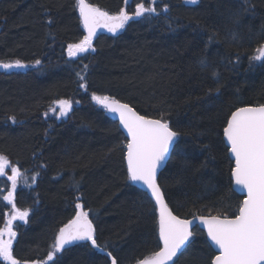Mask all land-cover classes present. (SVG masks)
Listing matches in <instances>:
<instances>
[{
	"label": "trees",
	"instance_id": "1",
	"mask_svg": "<svg viewBox=\"0 0 264 264\" xmlns=\"http://www.w3.org/2000/svg\"><path fill=\"white\" fill-rule=\"evenodd\" d=\"M87 2L116 15L121 8L132 13L139 0ZM156 7L155 16L129 21L115 35L99 33L95 52L70 60L67 45L86 36L76 0H0V61L28 65L0 70V155L31 185L15 194L17 208L29 210L28 222L13 226L20 261H46L59 229L75 218L76 203L118 264H136L160 248L155 206L127 180L126 140L92 94L151 118L163 115L181 133L184 155L174 154L158 177L173 214H237L242 199L232 191L222 128L238 107L264 103V66L249 59L264 42V0H156ZM84 65L87 91L77 76ZM60 99L73 107L57 119L49 109ZM10 187L0 177V229ZM194 232L175 264H208L206 237ZM57 264L110 262L88 242H76L57 254Z\"/></svg>",
	"mask_w": 264,
	"mask_h": 264
},
{
	"label": "snow or ice",
	"instance_id": "2",
	"mask_svg": "<svg viewBox=\"0 0 264 264\" xmlns=\"http://www.w3.org/2000/svg\"><path fill=\"white\" fill-rule=\"evenodd\" d=\"M130 2L131 0H124L126 6ZM185 2L195 5L198 0H185ZM76 7L87 35L78 43L67 45V55L70 60L82 57L90 51L95 52L92 41L97 29L103 28L115 35L129 21L147 19L157 14L156 0H139L132 13L126 8H121L116 15L102 11L87 0H76ZM167 10L165 7L164 11ZM239 22V17L233 21L235 24ZM47 23L52 24L53 21L49 19ZM255 52V55L249 57L250 61L259 62L260 66H264V44L257 47ZM40 63L39 59L35 61V65ZM204 63L202 60L201 64ZM27 67L28 65L19 59L9 62L0 61V69L5 72ZM87 67L84 65L82 72L77 73L81 81L79 87L86 91L84 73ZM212 75L215 77L216 73L213 72ZM91 99L107 112L118 116L119 124L126 130L128 139L124 145L127 180L144 186L159 211L158 232L162 247L148 258L138 259L136 264H170V262L175 264L173 258L177 257L181 249L196 234L193 231L194 220L199 221L207 234L205 246L209 253L208 264H264V103L238 107L231 112L222 128L231 158H234V167L230 169V176L235 185L247 193L238 207L237 214L234 217L219 214L194 216L189 220L173 214L165 202L164 192L157 180L158 170L163 168L174 154L177 157L184 155L180 140L181 133L170 127V122L164 119L163 115L160 118L142 115L128 103H122L109 96L92 94ZM54 104L55 107H51L49 111L55 113L57 119L67 117L73 107L69 99H60ZM47 115L46 112L45 116ZM12 122L15 123L14 117ZM8 168L11 169V175L7 176V180L10 181L11 187L2 199L11 205L13 214L0 229V260L7 264H28L27 261L22 262L13 255V241L16 237L13 222L19 220L27 223L29 217V210H21L15 203L21 172L18 167L11 166L4 155H0V177L6 175ZM38 175L39 173L31 178L33 183ZM25 184L31 187L26 181ZM75 208L77 209L75 218L59 229L52 250L47 253L46 261H35L33 264H48V262L57 264V254L75 242H88L92 249L105 252V247L97 242L95 229L88 218V212L84 211L83 204L76 203ZM106 255L111 258V264H118L112 252L109 251Z\"/></svg>",
	"mask_w": 264,
	"mask_h": 264
},
{
	"label": "water",
	"instance_id": "3",
	"mask_svg": "<svg viewBox=\"0 0 264 264\" xmlns=\"http://www.w3.org/2000/svg\"><path fill=\"white\" fill-rule=\"evenodd\" d=\"M80 22H81V21H80ZM81 26H82V28H83L82 23H81ZM83 29H84V28H83ZM120 30H121V29H120ZM84 31H85V33H86V35H87L86 30H84ZM102 31L107 32V30H106V29H103V28L97 29V33H96V35L93 37V39L97 36V34H99V33L102 32ZM118 31H119V30H118ZM92 43H93V41H92ZM263 44H264V42H263ZM12 70H19V69H12ZM22 70H23V69H22ZM94 105H97V106H99L101 109H103V110L105 111L106 115L109 117V119H110L111 121L117 123L118 128H119V130L121 131V133L123 134V136H124V138H125V140H126V143H127V142H128V139H127V133H126V130H124L123 127L119 124V118H118V116H117L116 114H112V113L107 112L106 109H104L102 106L96 104L95 102H94ZM223 141H224V144H225L226 148L228 149L229 160L231 161V163H232V165H233V167H234V158H231L230 151H229V146L227 145V143H226L224 137H223ZM125 154H126V149H125ZM124 160H125V166H126V170H127L126 159H124ZM167 163H168V162H167ZM167 163H166V165H167ZM166 165H165L163 168H161V169L158 170V173H157V180H158V177H159V175L161 174V172H162V171L164 170V168L166 167ZM230 180H231V183H232V191H233L238 197H240V198L242 199V201H243V199H245L246 196H247L246 191H242V190H240V189L235 185L234 180H232L231 177H230ZM129 182H130V181H129ZM130 184H131L133 187H135V188H137L138 190H140L141 192L145 193V194L148 196V198L153 202V204H154V206H155V201H154V199H151V197H150V193H148V192L146 191V189H145L144 186H142V185H140V184H133L132 182H130ZM155 209H156L157 223H158V219H159V211H158V208H156V206H155ZM192 219H193V218H191V219H189V220H192ZM193 224H194V226H195V227L193 228V231H194L195 229H198V230L202 231V232L204 233L205 237H206V240H207V234H206V231L203 229V226L199 224V221H198V220H194V221H193ZM158 239H159V232H158ZM159 243H160V248H161V247H162V243H161L160 241H159ZM209 243H210V242H209ZM74 244H75V243H74ZM72 245H73V244H72ZM72 245H68V246H66V248H68V247H70V246H72ZM89 245H90V244H89ZM187 245H188V244H186V245L184 246V248L181 249V252L177 254V257H174V258H173L174 262H175V260H176V259H177V258L183 253V251L185 250V248H186ZM90 247H91V246H90ZM93 250L96 251L98 254L107 257L106 252L101 253V252H99V251L96 250V249H93ZM107 259L109 260V262H110V264H111V258L107 257ZM170 264H172V262H170Z\"/></svg>",
	"mask_w": 264,
	"mask_h": 264
},
{
	"label": "rangeland",
	"instance_id": "4",
	"mask_svg": "<svg viewBox=\"0 0 264 264\" xmlns=\"http://www.w3.org/2000/svg\"><path fill=\"white\" fill-rule=\"evenodd\" d=\"M53 107H55V105L53 106ZM58 109V108H57ZM7 172L9 173V174H7ZM9 175H11V169L10 168H8V169H6V175L4 176V177H7V176H9ZM19 179H21V181H19L18 180V187L19 186H21V187H24L26 184H25V178L21 175L20 176V178ZM10 182V181H9ZM27 182V181H26ZM13 213H12V210H11V208H10V211H9V213H8V215H7V219L12 215ZM6 219V220H7ZM16 222H19V223H23V221H19V220H17V221H14L13 222V226H14V223H16ZM5 239H7V237H5ZM14 242H15V239H14V241H13V244H14Z\"/></svg>",
	"mask_w": 264,
	"mask_h": 264
},
{
	"label": "bare ground",
	"instance_id": "5",
	"mask_svg": "<svg viewBox=\"0 0 264 264\" xmlns=\"http://www.w3.org/2000/svg\"><path fill=\"white\" fill-rule=\"evenodd\" d=\"M0 70H2V69H0ZM24 70H25V68H23V70L22 69H19V70H10L8 72H18V71H24Z\"/></svg>",
	"mask_w": 264,
	"mask_h": 264
}]
</instances>
